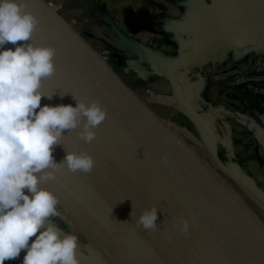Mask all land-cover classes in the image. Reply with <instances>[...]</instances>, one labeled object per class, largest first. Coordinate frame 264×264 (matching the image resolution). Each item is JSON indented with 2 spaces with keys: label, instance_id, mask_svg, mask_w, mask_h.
Here are the masks:
<instances>
[{
  "label": "water",
  "instance_id": "obj_1",
  "mask_svg": "<svg viewBox=\"0 0 264 264\" xmlns=\"http://www.w3.org/2000/svg\"><path fill=\"white\" fill-rule=\"evenodd\" d=\"M25 2L26 10L38 19L29 42L56 50L55 72L42 81V91L54 94L50 100L42 98L41 105L75 106V99L94 101L107 113L94 129L91 143L80 138L79 129L66 130L62 145L54 149L57 163L65 149L89 154L95 162L92 171L70 172L61 166L55 178L43 186L91 221L110 245L139 264H260L223 192L263 231L264 198L223 157L202 144H189L156 117L148 105L149 99L161 102L155 89L143 77L135 91L127 86L115 70V54L96 50L85 41L73 23L57 12L62 4L53 0ZM44 2L55 6V12ZM250 11H264V1L255 3ZM254 31L264 32V25L251 34ZM246 40L231 35L162 66L202 64ZM167 115L170 119L171 111L167 110ZM158 183L170 191L172 236L163 232L158 213L153 230L146 231L136 222L144 210L155 207L153 188ZM183 221L189 224L187 231L181 230ZM21 260L18 257L12 262L20 264ZM85 264L92 263L89 259Z\"/></svg>",
  "mask_w": 264,
  "mask_h": 264
},
{
  "label": "crops",
  "instance_id": "obj_2",
  "mask_svg": "<svg viewBox=\"0 0 264 264\" xmlns=\"http://www.w3.org/2000/svg\"><path fill=\"white\" fill-rule=\"evenodd\" d=\"M93 1L102 17L107 11L119 13L120 27L128 39L126 52L151 68L142 69V74L155 71L146 78L161 100L149 99L155 116L184 141L202 144L223 157L264 198V103L213 80L217 73L230 67L247 75L253 71L264 51V32L254 31L252 35L251 31L264 25V11L250 9L264 0ZM155 7L158 9L154 11ZM235 34L248 40L202 64L184 68L162 66ZM167 110L171 111L170 119ZM225 196L230 198L227 192ZM233 204L236 218L264 264V231L237 203Z\"/></svg>",
  "mask_w": 264,
  "mask_h": 264
},
{
  "label": "clouds",
  "instance_id": "obj_3",
  "mask_svg": "<svg viewBox=\"0 0 264 264\" xmlns=\"http://www.w3.org/2000/svg\"><path fill=\"white\" fill-rule=\"evenodd\" d=\"M37 25L25 0H0V264L21 252L20 264H80L78 236L61 234L53 222L60 215L59 198L43 184L61 166L70 172L92 171L95 162L87 153L65 149L57 163L53 152L66 130L79 129L80 138L91 143L107 113L94 101L74 97L75 106L41 105L42 98L54 94L42 91V81L55 72L56 50L29 42ZM156 221L157 208L152 207L136 222L147 231L157 227ZM188 228L183 221L181 230Z\"/></svg>",
  "mask_w": 264,
  "mask_h": 264
},
{
  "label": "rangeland",
  "instance_id": "obj_4",
  "mask_svg": "<svg viewBox=\"0 0 264 264\" xmlns=\"http://www.w3.org/2000/svg\"><path fill=\"white\" fill-rule=\"evenodd\" d=\"M130 1L132 3L140 2V0ZM53 3L58 5L62 4V9L58 10L57 12L67 21L72 22L74 27H76L80 32V35L83 37V39L89 42L94 49L101 52L110 51V53L115 54V70L120 78H122L124 83L132 90L135 91V89L139 88V84L143 81L141 79L142 77L143 79H146L147 77L151 76V74L155 73L154 70L144 71V76L142 74V69H151L149 65L146 63H141V61L137 59L135 55H131L128 51L126 52V44L128 43V39L126 34L123 33V30L120 27V20L118 18L120 17L119 13L115 11H107L103 13L104 15L102 17L101 14H98L99 11L94 8L97 6L95 5V2L93 0H53ZM48 5V8L52 12H55V6H53L51 3H48ZM157 9L158 7H155L154 11ZM123 42L125 45L123 44ZM130 47L134 48V45ZM213 80L215 81V76ZM156 82L158 83L157 80L155 81V83ZM227 158L231 161H235L231 156H227ZM234 164H237V162ZM224 193L226 194L225 191ZM225 197L228 199L231 208L235 207L233 204L235 202L233 201V199H231V196L230 198L227 196ZM234 214H236V211ZM241 214L243 213L241 212ZM54 221V223L58 224L61 228L62 235L69 232L63 223L57 220ZM92 228L97 231L94 225H92ZM97 234L101 236L98 231ZM113 249L116 255L123 256L117 251V249H115L114 247ZM76 252L80 264H84V262L89 259L94 261L92 257V254L94 253L93 247L89 246L87 250L86 248L78 244ZM256 254L259 255L258 253Z\"/></svg>",
  "mask_w": 264,
  "mask_h": 264
},
{
  "label": "bare ground",
  "instance_id": "obj_5",
  "mask_svg": "<svg viewBox=\"0 0 264 264\" xmlns=\"http://www.w3.org/2000/svg\"><path fill=\"white\" fill-rule=\"evenodd\" d=\"M53 156L55 158V161L57 162L54 152ZM153 191L155 207L157 208V213L162 224L163 232L168 236H172L174 234V229L172 227V223L169 216L171 206L170 191L166 186H163L161 183L155 185ZM225 199L228 201L226 197ZM58 210L60 215L59 217H54L53 222H55L54 220H57L63 223L70 233L76 234L78 236V244L82 247L86 248L87 250L89 246L94 248V253L92 254L94 261L90 260L91 263L139 264L137 261L131 259L130 257L126 256L118 250L117 251L123 256L116 255L112 245H110L102 236H99L97 234V231L92 228V222L84 218L82 215H80L78 212H76L69 206H67L60 199L58 204ZM254 252L256 254L255 249ZM23 255L24 253L21 252L20 257L23 258ZM256 257L259 263L261 264L257 254Z\"/></svg>",
  "mask_w": 264,
  "mask_h": 264
},
{
  "label": "built area",
  "instance_id": "obj_6",
  "mask_svg": "<svg viewBox=\"0 0 264 264\" xmlns=\"http://www.w3.org/2000/svg\"><path fill=\"white\" fill-rule=\"evenodd\" d=\"M215 81L236 92H246L256 101L264 103V51L255 61L253 71L245 74L237 67L224 69L215 75ZM5 264H16L6 261Z\"/></svg>",
  "mask_w": 264,
  "mask_h": 264
}]
</instances>
